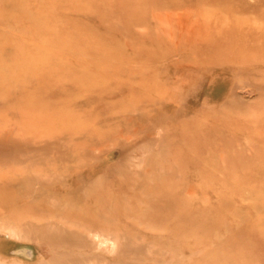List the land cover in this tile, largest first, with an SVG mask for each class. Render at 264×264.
<instances>
[{
	"label": "rangeland",
	"instance_id": "rangeland-1",
	"mask_svg": "<svg viewBox=\"0 0 264 264\" xmlns=\"http://www.w3.org/2000/svg\"><path fill=\"white\" fill-rule=\"evenodd\" d=\"M0 264H264V0H0Z\"/></svg>",
	"mask_w": 264,
	"mask_h": 264
},
{
	"label": "bare ground",
	"instance_id": "bare-ground-1",
	"mask_svg": "<svg viewBox=\"0 0 264 264\" xmlns=\"http://www.w3.org/2000/svg\"><path fill=\"white\" fill-rule=\"evenodd\" d=\"M67 243V241L65 240V243L64 244H66Z\"/></svg>",
	"mask_w": 264,
	"mask_h": 264
}]
</instances>
